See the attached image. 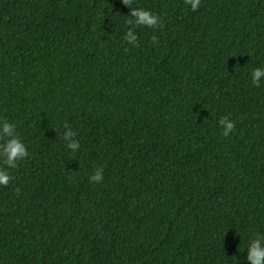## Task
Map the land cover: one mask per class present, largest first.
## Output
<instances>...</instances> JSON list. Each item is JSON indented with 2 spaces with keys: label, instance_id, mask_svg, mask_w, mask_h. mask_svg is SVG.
I'll list each match as a JSON object with an SVG mask.
<instances>
[{
  "label": "trees",
  "instance_id": "obj_1",
  "mask_svg": "<svg viewBox=\"0 0 264 264\" xmlns=\"http://www.w3.org/2000/svg\"><path fill=\"white\" fill-rule=\"evenodd\" d=\"M133 7L163 21L137 26L138 46L121 0H0V122L29 153L0 185V264H250L264 234V78L251 77L264 0Z\"/></svg>",
  "mask_w": 264,
  "mask_h": 264
},
{
  "label": "clouds",
  "instance_id": "obj_2",
  "mask_svg": "<svg viewBox=\"0 0 264 264\" xmlns=\"http://www.w3.org/2000/svg\"><path fill=\"white\" fill-rule=\"evenodd\" d=\"M122 4L129 6L131 11L129 16L133 19L126 20L128 27L124 39L133 46H138V35L136 34L137 26H146L148 28L163 27L161 17L142 7H133L134 0H121ZM186 5L190 6L192 11H197L201 5V0H184ZM151 41L153 44L158 42L157 36H152ZM252 84L255 87L260 86L261 78H264V67H257L251 72ZM219 125L223 129L222 135L228 137L235 131L236 121L230 120L228 115L223 116L219 120ZM65 132L62 139L65 140L66 146L73 153L77 152L80 148L79 141L75 138L77 133L65 122ZM29 155L26 145L21 140L16 125L9 123L6 120L0 122V185L7 187L13 179L8 169L16 168L17 162L24 160ZM104 168L102 166L96 167L94 173L89 177L92 183H100L104 178ZM17 195L20 189H16ZM247 260L250 264H264V234H256L247 248Z\"/></svg>",
  "mask_w": 264,
  "mask_h": 264
}]
</instances>
